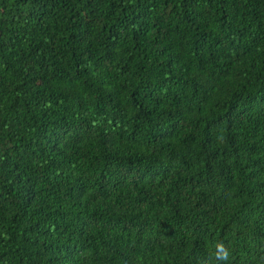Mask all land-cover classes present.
<instances>
[{"label": "trees", "instance_id": "16d2710c", "mask_svg": "<svg viewBox=\"0 0 264 264\" xmlns=\"http://www.w3.org/2000/svg\"><path fill=\"white\" fill-rule=\"evenodd\" d=\"M264 264V0H0V264Z\"/></svg>", "mask_w": 264, "mask_h": 264}, {"label": "clouds", "instance_id": "9594fccd", "mask_svg": "<svg viewBox=\"0 0 264 264\" xmlns=\"http://www.w3.org/2000/svg\"><path fill=\"white\" fill-rule=\"evenodd\" d=\"M213 256L217 261L222 262V264H227L231 256V252L223 242H217L214 246ZM261 260L264 261V257H262ZM201 264H208V261H201Z\"/></svg>", "mask_w": 264, "mask_h": 264}]
</instances>
